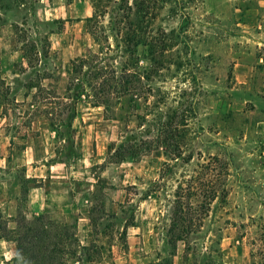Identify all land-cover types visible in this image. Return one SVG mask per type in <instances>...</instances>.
Segmentation results:
<instances>
[{
  "label": "rangeland",
  "instance_id": "rangeland-1",
  "mask_svg": "<svg viewBox=\"0 0 264 264\" xmlns=\"http://www.w3.org/2000/svg\"><path fill=\"white\" fill-rule=\"evenodd\" d=\"M255 5L0 0V264H35L10 237L19 218L42 213L77 240L57 264H78L82 246L90 264H264V38L238 10ZM88 53L128 66L134 89L112 99L113 113L83 99L57 138L47 114L62 110ZM128 146L140 153L112 157ZM216 160L223 173L197 166ZM221 179L225 202L197 211L199 231L170 244L176 191Z\"/></svg>",
  "mask_w": 264,
  "mask_h": 264
},
{
  "label": "trees",
  "instance_id": "trees-1",
  "mask_svg": "<svg viewBox=\"0 0 264 264\" xmlns=\"http://www.w3.org/2000/svg\"><path fill=\"white\" fill-rule=\"evenodd\" d=\"M92 19L87 18L90 22ZM120 71V72H118ZM134 74L129 73L128 66L123 65L122 69H116L112 64L105 61L104 56L101 53L92 54L88 53L82 57L76 58L73 63L71 75L67 78V85L65 88V95L63 100V108L59 113H56L51 109L47 114V120L49 125L55 132V136L59 137L58 128H71L72 121L77 115V105L84 99L91 100L93 106L98 107L103 105L106 111L113 113L112 99H121L130 94ZM138 81V80H137ZM67 132V136H64L63 130L60 131L61 136L64 138H70L71 135ZM127 139V138H126ZM165 140V139H164ZM149 144H145L144 147H149ZM151 148V147H149ZM136 146H128L124 149H115L112 153V157L122 155L119 162L134 155H138L140 151L136 150ZM143 149V148H142ZM127 155V156H124ZM173 160L178 161V157ZM117 162V163H119ZM202 170L213 171L218 168L221 173L224 172L223 166L218 161H209L201 165H197ZM217 178V179H215ZM214 182H218V176H214ZM206 184H202L197 188H189V190L176 191V202L171 214V224L169 227V243L172 245L178 242H188L187 239L193 236L199 231L201 227V220L196 218L197 211L208 210L209 206L216 201L218 204H223L227 197V190L222 184L223 180H220L219 186L211 187L209 181L205 180ZM213 182L211 181V184ZM182 197V198H181ZM189 198L193 202H181L180 199ZM201 199L203 200L201 202ZM188 200V201H189ZM19 224L16 231L10 238L16 242V255L21 256L29 255L28 261L35 262V264H57L59 254L62 252L59 247L62 244L74 240V233L70 230L63 229L62 233H59L57 227H53V224L47 215H40L31 220L26 219L24 216L19 218ZM93 223V220H91ZM4 229V228H3ZM220 231V229H219ZM220 240L221 235L215 237L211 242L210 248H213V252L220 253ZM194 241V240H193ZM195 243V242H194ZM93 246V245H92ZM191 247L187 246L186 250H190ZM81 261L78 264H90L92 262L91 256L87 246H82ZM94 253H96L94 251ZM98 252L96 253V255ZM218 256V255H217ZM61 257V256H60ZM207 262L212 263V255ZM60 263V262H59ZM217 264H223L218 261Z\"/></svg>",
  "mask_w": 264,
  "mask_h": 264
},
{
  "label": "crops",
  "instance_id": "crops-1",
  "mask_svg": "<svg viewBox=\"0 0 264 264\" xmlns=\"http://www.w3.org/2000/svg\"><path fill=\"white\" fill-rule=\"evenodd\" d=\"M255 1H256V5L254 7H246L244 9H241V10L238 9V10L242 14L243 22L244 23L248 22L247 23L248 25H244V27H248V26L253 27L254 28L253 30L262 28L263 30L261 31V33L257 34L256 36L264 38V23H262L261 19H258L260 16L261 17L264 16V0H255ZM2 26L3 25H0V30H1ZM255 43L264 46V40L256 39ZM39 209H43L42 205L40 206ZM37 214H39V213H37ZM42 214L47 215V213H42ZM38 216H40V215H38ZM38 216H36V217H38ZM33 218H35V217L32 216L31 219H33Z\"/></svg>",
  "mask_w": 264,
  "mask_h": 264
}]
</instances>
